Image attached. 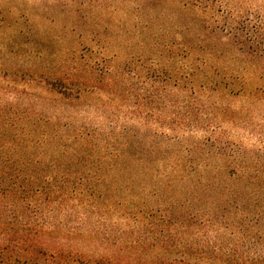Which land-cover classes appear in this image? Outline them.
Instances as JSON below:
<instances>
[{"label": "trees", "instance_id": "1", "mask_svg": "<svg viewBox=\"0 0 264 264\" xmlns=\"http://www.w3.org/2000/svg\"><path fill=\"white\" fill-rule=\"evenodd\" d=\"M131 1V15L147 16L126 30L142 54L127 58L124 68L97 56L83 82L85 89L93 86V95L120 97L124 115L120 123L118 109L112 110L108 126H93V139L33 136L37 122L12 115L14 103L4 99L17 81L7 78L18 72L0 65V264H237L248 257L207 234L250 227L245 215L230 219L234 208L226 198L235 200L238 187L227 192L221 185H264L260 7L253 9L252 0H93V6L114 16ZM28 77L56 99L69 90L66 81L77 86L42 71ZM112 100L96 98V108L104 113L115 106ZM225 123L249 128L258 145L230 140ZM48 142L54 147L49 158L42 150ZM92 164L123 175L154 168L151 178L166 185L155 190V201L136 204L132 177L94 185L71 179ZM176 186L184 193L158 197ZM211 188L218 195L210 202L213 213L199 208ZM92 214L93 244L114 247L93 253V263L75 243ZM252 223L256 227L258 219Z\"/></svg>", "mask_w": 264, "mask_h": 264}, {"label": "rangeland", "instance_id": "2", "mask_svg": "<svg viewBox=\"0 0 264 264\" xmlns=\"http://www.w3.org/2000/svg\"><path fill=\"white\" fill-rule=\"evenodd\" d=\"M134 4L133 1L121 4L114 16H110L97 11L93 0H0V65L10 73L18 72L7 78L17 81L15 88L9 85L4 99L14 103L9 109L12 115H19L22 121L37 122L40 127L35 131L31 129L33 136L37 138L40 133L48 137L83 134L93 139V126H108L109 113L116 109L121 123L124 115L120 113V97L114 98L112 94L101 91L93 95V86L85 89L83 82L88 70L93 71V58L97 56L106 65L124 68L127 58L142 54L140 45L135 41L131 44L130 35L126 33L130 25L147 19V16L131 15ZM257 4L264 16V0H252V8ZM36 71L76 80L73 83L77 86L66 81L69 90L56 99L45 91L42 82L29 80L28 74ZM77 87L81 90L75 91ZM96 98L102 102L113 99L111 102L115 106L100 113L96 108ZM225 130L229 139L236 143L241 141L250 147L258 145L257 137L248 132L249 128L225 123ZM42 150L49 154V158L54 147L48 142ZM153 169L143 172L135 167L123 175L122 170L96 171L92 164L81 166V170L71 179L94 185L104 181H120L122 176L124 179L132 177L135 190L130 200L137 204L140 200L155 201V190L160 187L164 189L166 185L160 177L151 178ZM226 182L221 188L227 192L238 187L235 200L230 196L226 198L228 205L234 208L230 219L238 221L241 215H245L250 227L244 230L242 227L224 228V234L220 231L222 235L216 233V228L208 229L207 238L213 241L218 238L217 244L223 247L237 246L240 253L242 251L245 256L248 255L245 259L238 258L237 264L247 263L246 260L251 264H264V185ZM184 188L192 190V185L187 184ZM175 191L184 193L181 186H176L169 192L160 191L158 197L163 195L170 199ZM210 193L199 208L213 213L215 207L210 202L216 201L218 195L214 188L210 189ZM150 207H153L150 211L156 209V206ZM115 219L113 216L112 220ZM256 219L259 223L254 227L252 220ZM82 230L83 236L78 237L75 243L92 255V263L93 253H108L114 248L93 244V214Z\"/></svg>", "mask_w": 264, "mask_h": 264}]
</instances>
